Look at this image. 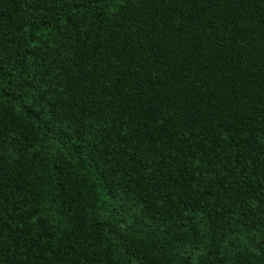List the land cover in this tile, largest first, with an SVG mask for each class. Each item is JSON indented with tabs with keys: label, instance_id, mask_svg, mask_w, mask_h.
Here are the masks:
<instances>
[{
	"label": "trees",
	"instance_id": "trees-1",
	"mask_svg": "<svg viewBox=\"0 0 264 264\" xmlns=\"http://www.w3.org/2000/svg\"><path fill=\"white\" fill-rule=\"evenodd\" d=\"M0 264H264V0H0Z\"/></svg>",
	"mask_w": 264,
	"mask_h": 264
},
{
	"label": "snow or ice",
	"instance_id": "snow-or-ice-1",
	"mask_svg": "<svg viewBox=\"0 0 264 264\" xmlns=\"http://www.w3.org/2000/svg\"><path fill=\"white\" fill-rule=\"evenodd\" d=\"M119 2H122V0H119Z\"/></svg>",
	"mask_w": 264,
	"mask_h": 264
}]
</instances>
